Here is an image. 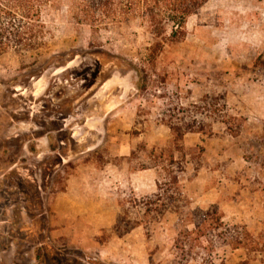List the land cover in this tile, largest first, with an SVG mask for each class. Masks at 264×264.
<instances>
[{
  "label": "rangeland",
  "instance_id": "rangeland-1",
  "mask_svg": "<svg viewBox=\"0 0 264 264\" xmlns=\"http://www.w3.org/2000/svg\"><path fill=\"white\" fill-rule=\"evenodd\" d=\"M45 20L48 49L0 57V264H264V0H209L155 64L139 20ZM212 206L229 243L182 254Z\"/></svg>",
  "mask_w": 264,
  "mask_h": 264
},
{
  "label": "trees",
  "instance_id": "trees-1",
  "mask_svg": "<svg viewBox=\"0 0 264 264\" xmlns=\"http://www.w3.org/2000/svg\"><path fill=\"white\" fill-rule=\"evenodd\" d=\"M209 0H0V57L9 52L18 54L40 53L48 49L49 30L45 16L50 11L66 9L68 18L76 26L90 28L94 32L120 28L130 21L139 20L152 35V43L147 50L149 64H155L167 45L182 41L186 36L187 19L199 10ZM145 84H142V87ZM173 137L174 146L180 150V142L184 132L178 125L168 124ZM172 185L165 190L153 194L145 203L146 207L157 205L165 207L163 193L172 188L179 191V180L171 176ZM164 192V193H165ZM154 198V199H153ZM164 201H175L176 196L168 195ZM161 203V204H160ZM160 211V208H156ZM193 230L181 232L177 239V248L184 252H193L194 248L207 250L211 246L208 235L212 231L220 232L217 236L226 240V228L223 215L219 209L212 206L207 210L193 212ZM137 225V224H135ZM132 223L121 216L117 219L114 230L118 234L127 233L132 229ZM233 240V238H232ZM228 241V242H227ZM237 245H242L239 237L234 239ZM236 245V244H235ZM188 247V248H186ZM183 258V257H182ZM184 259V258H183ZM176 264H181L179 261ZM182 264H188L183 262ZM197 264V263H195ZM199 264H212L204 260Z\"/></svg>",
  "mask_w": 264,
  "mask_h": 264
},
{
  "label": "crops",
  "instance_id": "crops-1",
  "mask_svg": "<svg viewBox=\"0 0 264 264\" xmlns=\"http://www.w3.org/2000/svg\"><path fill=\"white\" fill-rule=\"evenodd\" d=\"M210 169L211 168H209V171H210ZM203 170H204L203 168L200 170V174L198 175V177L196 179H201V176H202L201 174L203 173Z\"/></svg>",
  "mask_w": 264,
  "mask_h": 264
}]
</instances>
